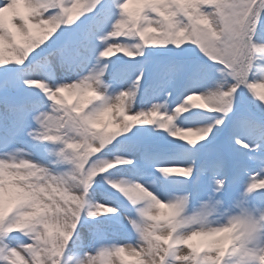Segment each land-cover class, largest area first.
<instances>
[{"label": "snow or ice", "instance_id": "6c2138e0", "mask_svg": "<svg viewBox=\"0 0 264 264\" xmlns=\"http://www.w3.org/2000/svg\"><path fill=\"white\" fill-rule=\"evenodd\" d=\"M261 184L264 0H0V264H143L137 186L224 215Z\"/></svg>", "mask_w": 264, "mask_h": 264}, {"label": "clouds", "instance_id": "9594fccd", "mask_svg": "<svg viewBox=\"0 0 264 264\" xmlns=\"http://www.w3.org/2000/svg\"><path fill=\"white\" fill-rule=\"evenodd\" d=\"M199 106L201 103L192 104ZM189 171L182 170L181 174ZM72 187L78 189L80 185L74 182ZM256 190L245 189V195L250 196ZM136 191L133 207L137 209L136 223L142 230L138 239L140 253L145 258L143 264H208L209 260L212 264H264V210L252 211L245 205L221 215L210 206L193 207L190 195L186 199L180 197L185 203L176 210L143 187L137 186ZM177 195L170 197L169 202L174 203ZM146 211H151V215H145ZM70 221L71 217H61V222L69 226ZM147 234H151L150 241L145 238ZM71 259L72 264H81L79 258Z\"/></svg>", "mask_w": 264, "mask_h": 264}, {"label": "rangeland", "instance_id": "374dc122", "mask_svg": "<svg viewBox=\"0 0 264 264\" xmlns=\"http://www.w3.org/2000/svg\"><path fill=\"white\" fill-rule=\"evenodd\" d=\"M121 53H117V55H120ZM65 96H67V94H65ZM71 102L74 103L75 102V97H71L70 98ZM192 103H202V101H200L199 99H194L192 101Z\"/></svg>", "mask_w": 264, "mask_h": 264}, {"label": "bare ground", "instance_id": "6f19581e", "mask_svg": "<svg viewBox=\"0 0 264 264\" xmlns=\"http://www.w3.org/2000/svg\"><path fill=\"white\" fill-rule=\"evenodd\" d=\"M18 8H19V10H20L21 13H24L25 12L24 6L22 4L19 5Z\"/></svg>", "mask_w": 264, "mask_h": 264}]
</instances>
